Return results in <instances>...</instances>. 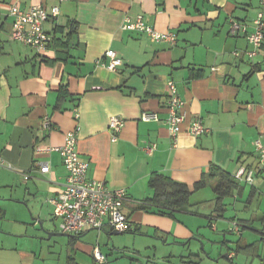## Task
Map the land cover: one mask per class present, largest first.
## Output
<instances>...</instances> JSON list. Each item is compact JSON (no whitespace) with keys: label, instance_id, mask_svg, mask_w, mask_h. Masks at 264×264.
I'll return each instance as SVG.
<instances>
[{"label":"crops","instance_id":"0c3cea01","mask_svg":"<svg viewBox=\"0 0 264 264\" xmlns=\"http://www.w3.org/2000/svg\"><path fill=\"white\" fill-rule=\"evenodd\" d=\"M14 3L23 10L39 4L58 6L57 19L44 25L60 42L47 61L11 40L9 8ZM259 12L264 17V0H0V154L10 166L0 168V203L8 202L20 212L6 221L2 214L0 264H96L93 246L105 255L106 264H199V255L186 246L193 238L204 241L199 235L202 218L215 232L213 222L222 221L224 243L231 222L241 230L258 222L260 228H252L257 239L244 244L237 240L233 248L226 247V257L232 261L239 256L243 264L255 260L264 264V176H255L250 184L237 181L239 188L223 200L221 213L215 211L212 182L194 192L189 207L182 210L159 209L147 202L153 196L148 180L154 173L192 189L211 165L231 177L240 168L256 167L264 151V40L257 56L249 59L246 34ZM125 16H142L155 31L175 33V44L153 42L146 35L121 29ZM231 21L240 26L235 33ZM108 50L122 59L116 71L98 63ZM169 80L184 102L186 116L175 137L162 122L140 121L144 112H155L160 119L166 116ZM61 86L69 97L56 109ZM111 116L125 122L115 141L108 130ZM194 119L200 120L206 133L198 137L188 133ZM77 125L76 148L88 162L86 178L103 181L108 189L126 190L122 211L131 228L123 240L161 241L174 250L159 258L142 256L133 247L111 243L115 234L104 226L60 236L58 252L42 253L36 228L41 225L47 232H56L57 219L46 199L62 189L66 172L58 153H36L35 148L60 146L64 134ZM152 144L156 148L148 154ZM45 161L50 172L43 175L37 164ZM206 206L209 215L202 212ZM232 207L236 214L225 217ZM159 210L172 217L157 214ZM14 222L16 227H4ZM159 232L166 237L155 235ZM252 244L254 256L235 254L237 245ZM135 257L139 260L131 259Z\"/></svg>","mask_w":264,"mask_h":264},{"label":"built area","instance_id":"2783aa9c","mask_svg":"<svg viewBox=\"0 0 264 264\" xmlns=\"http://www.w3.org/2000/svg\"><path fill=\"white\" fill-rule=\"evenodd\" d=\"M9 16L12 17L11 40L17 41L29 47L36 53L39 59L47 58L52 50L54 35L44 29V25L53 22L59 16L57 5H36L27 10H23L17 3L9 8ZM121 29L135 31L146 35L151 41L157 43H169L174 45L176 35L173 32H157L149 26L142 16L131 19L128 16L123 18ZM240 29L237 22L231 21V32L235 33ZM246 40L250 49L246 52L249 59L257 56L264 40V17L259 12L253 21V29L246 34ZM99 64L110 71H116L122 66V59L113 50H108L103 57L98 60ZM166 116L163 119L155 112H144L140 116V121L148 123H163L167 127L172 137L180 132L181 125L185 121L183 110L184 102L180 98L173 81L166 83ZM73 116L79 118L78 108H74ZM125 122L117 116H111L108 121V130L111 132V139L115 141L118 133L123 128ZM48 126V122L45 123ZM80 127L64 134L63 143L57 147L35 148L36 153L56 152L61 158L62 165L66 172L62 189L56 196H50L46 203L53 208V217L58 220V227L61 233L77 234L84 229L100 230L104 226L118 233H125L130 230L131 222L124 215L122 208L127 200L126 190L123 188L108 189L103 181L97 179H87L86 171L88 162L83 160L77 152V141ZM207 132L200 120L194 119L188 126V133L193 137H198ZM257 149L261 145L256 142ZM156 145L152 144L146 149L148 154L153 153ZM8 167L0 154V168ZM40 174H48L50 165L47 161L37 164ZM264 176V151L260 152L256 167L240 168L233 175V178L245 183H252L255 176ZM24 180H28L27 174L23 175ZM231 230L236 234H241V226L237 222H231ZM92 258L96 264H106L107 259L97 246L92 248Z\"/></svg>","mask_w":264,"mask_h":264},{"label":"rangeland","instance_id":"374dc122","mask_svg":"<svg viewBox=\"0 0 264 264\" xmlns=\"http://www.w3.org/2000/svg\"><path fill=\"white\" fill-rule=\"evenodd\" d=\"M24 46V45H23ZM26 47V46H25ZM28 51H29V47ZM205 199V198H204ZM207 201V200H206ZM8 202H2L0 203V226H3L2 223V214H6V217L4 218V221L6 220H12L13 216H20V212L17 209V207H12V205H7ZM5 205L8 207L7 210H4ZM234 208L232 207L226 214L225 217L232 216L236 214V212L233 210ZM46 210V209H45ZM202 212H204L206 215H209V211L207 209V206L202 209ZM28 215L30 216V219H33L31 215L28 212ZM241 215V214H239ZM219 220V219H218ZM34 220H32L33 222ZM57 221V220H56ZM54 221V226L56 232L50 233L47 232L41 225L37 226V230L41 235L42 240H41V249L42 253L47 254L49 252H58L61 248L62 244V237L57 236L55 234H59L60 230H58V222ZM203 226L202 228H199V235H202L204 237V241L200 242L198 239L193 238V241H191V244L186 246L187 249H189L190 253H195L198 254L200 259H199V264H243L241 262V257L237 256L234 258L232 261H230L225 255H227V248H233L235 245V242L239 239H241V243H250L253 240L257 239V234L254 232L253 229H259L260 224L256 221H253L251 224L250 228H246L241 230L242 236L241 235H236L232 230V226L230 224L229 230L227 227V231L230 233L226 235L225 239L227 243H224L223 241V233L222 231L226 229V226L222 223L221 220L213 222L215 227L217 225V232L213 231L209 227H207V220L205 218H202L200 222ZM16 222H14V226L11 224H4V227L6 228H13L16 227L17 225ZM253 228V229H252ZM145 230V229H143ZM30 232L33 233V235L37 234L33 229L29 230ZM93 233V232H92ZM127 233H121V234H116V235H111V243H114V241H118L119 244L124 245V246H129L133 247L136 250H139V254L142 256H152L156 255L157 258H159L161 255L164 253H169L170 250H174L173 247L171 246H163L162 242L159 241L157 244H152L150 241L143 240L142 238L138 237L136 239H133L131 241H128L127 239L123 240V237H127ZM153 233L149 232V236L152 238ZM157 236H163L166 237V235L163 232H159L155 234ZM241 237V238H240ZM122 239V240H121ZM156 239V238H154ZM162 239V237L160 238ZM93 240L92 242H94ZM196 241L197 244L194 242ZM240 241V240H239ZM147 245H150L149 248H146ZM227 247V248H226ZM102 251L105 250L104 246H101ZM108 254V253H107ZM104 255V254H103ZM105 256V255H104ZM113 256L110 255L109 258ZM121 257V256H120ZM127 257V256H123ZM134 260H139L138 257L131 258ZM159 260V259H157ZM256 260L254 261L255 264Z\"/></svg>","mask_w":264,"mask_h":264},{"label":"trees","instance_id":"16d2710c","mask_svg":"<svg viewBox=\"0 0 264 264\" xmlns=\"http://www.w3.org/2000/svg\"><path fill=\"white\" fill-rule=\"evenodd\" d=\"M72 28L73 26L71 25L70 32ZM59 43L60 42L54 36L52 49L54 50L55 45ZM41 61H47V58L41 59ZM67 97H69V94L67 93L66 87L61 86L57 97L56 109L59 108L61 102ZM249 168L250 167H247V169ZM209 182H212V192L216 196L215 211L221 213L223 210V200L227 197H231L232 194L238 190L239 183L227 172L213 165L209 167L206 173L202 174L201 179L192 186V189L183 183L172 181L164 175L158 173L152 174L148 180V187L152 190L153 196L147 199V202L159 209L162 208L170 211L182 210L189 207V198L191 195L204 188ZM157 214L172 217V213L162 212V210H159ZM255 252L256 247L253 244L245 247L237 245L235 248L236 255L247 254L254 256Z\"/></svg>","mask_w":264,"mask_h":264},{"label":"water","instance_id":"95a60500","mask_svg":"<svg viewBox=\"0 0 264 264\" xmlns=\"http://www.w3.org/2000/svg\"><path fill=\"white\" fill-rule=\"evenodd\" d=\"M92 230V229H91ZM113 234H118V232H116V231H113ZM55 235H57V236H65V237H72L73 235H70V234H64V233H59V234H55ZM225 256H227V255H225Z\"/></svg>","mask_w":264,"mask_h":264}]
</instances>
